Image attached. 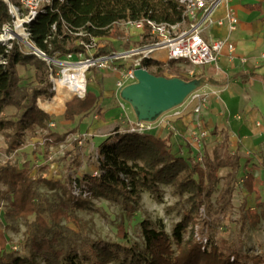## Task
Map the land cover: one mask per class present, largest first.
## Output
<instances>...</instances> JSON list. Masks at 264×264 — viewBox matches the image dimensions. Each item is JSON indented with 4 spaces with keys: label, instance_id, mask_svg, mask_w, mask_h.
<instances>
[{
    "label": "trees",
    "instance_id": "1",
    "mask_svg": "<svg viewBox=\"0 0 264 264\" xmlns=\"http://www.w3.org/2000/svg\"><path fill=\"white\" fill-rule=\"evenodd\" d=\"M143 19L177 24L186 17L178 0H66L54 2L46 12L40 13L31 24V31L37 47L51 58L79 53L86 56L88 50L82 43L92 45L94 39L108 36L118 23ZM10 21L9 7L5 0H0V31ZM73 38L76 44L69 45V39ZM95 47L94 58L116 52L114 47ZM125 47L129 49L127 43ZM2 56L8 58V63H0V134L5 139L7 155L23 149L27 140L38 137L40 129L48 130V143L65 142L67 135L52 132L51 116L39 107V100H51L56 95L47 62L33 54H22L17 48L6 54L0 45ZM142 64L149 68L157 66L154 74L164 76L160 62L144 59ZM173 65L175 62L169 63L170 71H176ZM19 66L34 67L36 82L23 83ZM172 77L190 81L203 75L187 79L174 73ZM207 83L224 85L214 78H208ZM98 102L99 97L93 92H88L84 99L74 96L66 104L65 120L74 123L77 116L89 115L97 109ZM10 106L17 112L5 115V109ZM97 113L102 119L100 110ZM172 137V131L162 138L152 133H124L120 126L116 127L98 149L100 176L95 178L88 173L84 180L76 181L88 193L86 198L73 195L61 181L43 177L42 173L49 170L48 165L39 168V176L34 177L28 167L10 161L0 163V216L3 213L6 222L5 226L0 222V264H264L261 255L243 253L242 250L225 253L218 246L211 245L209 239L205 246L196 237L197 226L208 225L201 210L204 208L206 215L211 213L214 207L212 196L218 192L220 181L224 183L217 203L223 210L230 203L235 184L239 183L237 173L241 168V157L238 152H230L228 138L223 141L226 149L222 156L218 152L214 158L204 154L200 160L174 152ZM225 168L230 169V173L222 179L219 173ZM256 182L253 173L242 179L248 194H258ZM42 185L54 192L56 200L40 191ZM161 185L173 187L181 197L187 195L191 207L174 226L171 237L165 229L155 227L151 220H143L140 224L145 242L143 249L82 238L63 225V222L78 225L80 219L76 211L98 212L92 203L95 199L120 202L126 216L132 218L140 208L143 191L152 194L157 201L162 200ZM249 214L248 211L243 217V229L248 223L257 225L260 219L255 214L252 216L255 220L250 222ZM31 217H34L32 222ZM20 220L28 226L26 257L7 251L8 242L3 229ZM189 228L190 235L185 238ZM118 231L119 235L126 237L122 226Z\"/></svg>",
    "mask_w": 264,
    "mask_h": 264
},
{
    "label": "rangeland",
    "instance_id": "2",
    "mask_svg": "<svg viewBox=\"0 0 264 264\" xmlns=\"http://www.w3.org/2000/svg\"><path fill=\"white\" fill-rule=\"evenodd\" d=\"M186 24H188V22H186ZM132 30L133 29L127 25H115L110 30L108 36L94 39L92 44L93 48H88V55H83L80 59L89 60V58H94L96 55V45L114 47L116 53H122L125 50H128V48L125 47L126 43L129 45V49L141 45L143 42L141 39L142 32L138 29L133 30L138 31V35L136 36L132 34ZM68 44H76V39H69ZM56 58L66 60L65 56H58ZM135 58L136 56L113 60L109 63L108 67H103L99 64L81 69H70L60 65L53 66L55 71V92L57 93L56 90H59V85L65 80V78H67V74L76 71L84 73L87 71L93 73H100L101 71L118 73L119 78L116 87L121 89L118 87V82H122L125 87L136 81L127 77L128 71L132 68L131 64ZM161 59L166 60L165 57H161ZM173 67L176 71L171 70L169 73L170 75L176 73L185 77L187 69H189L190 66L187 67L184 63H182V65H177V63H175ZM18 72L19 75L20 73L22 75L20 76L22 77L23 83L31 84L36 82L34 67L19 66ZM195 76L185 78L193 79ZM83 80H85V78ZM52 100L53 99L50 101ZM42 101V104H44V100ZM99 110L100 113H102L101 111L103 110V107ZM129 110L133 109L127 104V110H124V112L126 113ZM115 112L118 111L115 110ZM57 114L53 115V119H51L50 122V128L52 132L60 136L67 135L65 142L61 144L48 143V130L40 129L37 132L38 137L27 140L23 149L12 153L11 155H7V145L4 137L0 134V163L3 164L10 161L21 167H28L31 169L32 176L34 177L39 176V168L48 165V172L42 173V176L50 180L61 181L74 195V182H80L81 180H84L86 174H93L97 171V156H99L98 149L100 144L98 145L97 141L94 142V136L92 134L87 133L88 139L84 140L82 145H79L78 142L81 140L83 134H77V132H75L76 130L71 131V123L66 120L63 121L62 119L59 120V118L56 117ZM166 114H163L162 116ZM97 115L99 114L97 113ZM109 116L111 117V115ZM123 123L124 126L125 124H128L125 118L122 119L121 124L123 125ZM118 126L121 127V125H117V127ZM125 129L121 131L125 133ZM223 141L224 136H221V139L218 140L215 134L211 132L202 140V148H200L199 151L195 150L194 157L189 156L191 151L184 154L178 151V148L173 150V147H177V145H173L172 150L178 154L181 153L186 155L188 158L199 159L202 158L204 154H209L211 158H214L216 152L221 156L224 154L226 148ZM191 153L193 154V152ZM241 162L243 166L244 160H241ZM258 164L261 165L257 167L255 173L258 194H248L245 190L242 179L245 178L247 173L240 168L237 173L239 183L235 184V190L230 203L226 205V208H224V210L221 209V204L217 203L219 191L224 183V181L221 180L218 185V192L214 193L212 196L214 207L211 210V213L206 215L204 213V208L201 210L203 218L206 219L208 225L203 223L198 225L197 229L199 234L208 238L211 245L218 246L225 253L242 250L243 253L261 255L264 257V157L262 158V161H258ZM229 173L230 169L225 168L220 170L219 175L223 179ZM39 189L45 196L49 197V199L56 200V195L52 190H49L43 185L40 186ZM161 189V201H157L149 192L143 191L140 208L132 218L126 216L125 211L123 210V205L120 202L95 199L92 203L94 208L99 210L98 212L91 210L76 211V215L80 219L78 225L73 223L67 224L66 222H63V225L80 234L82 238H92L94 240L101 239L113 244H119L126 247L137 246L138 248L143 249L145 247V242L140 227L143 220H151L155 227L165 229L171 237L174 226L182 219L184 213L191 207V202L187 195L181 197L175 193V189L171 186L161 185ZM248 211L251 216L250 222L255 220L253 219L254 217L252 218L255 214H258L260 219L257 225L251 226V223H248V226L243 229L241 223L243 222L244 215L247 214ZM33 220L34 217H31L30 222ZM0 222H2L4 226L6 225L3 213L0 216ZM119 226L124 228L126 237L119 235ZM27 227V223L20 220L17 223L3 228L6 232L8 242L7 251L13 252L22 257L28 256V251L25 247ZM190 231L191 228H189L185 238H188ZM173 249L176 250L175 244H173ZM242 262L246 261L243 260Z\"/></svg>",
    "mask_w": 264,
    "mask_h": 264
},
{
    "label": "crops",
    "instance_id": "3",
    "mask_svg": "<svg viewBox=\"0 0 264 264\" xmlns=\"http://www.w3.org/2000/svg\"><path fill=\"white\" fill-rule=\"evenodd\" d=\"M231 10L239 20L235 30H231L226 20ZM211 20L212 23L206 26L204 32L205 39L208 42L227 40L235 45V49L231 52L225 48L217 63L197 69V76L203 75L207 79L214 78L224 82L223 86L207 83L198 90V93L206 98L200 119L203 128L215 134L218 140L221 136L228 138L230 152H238L241 160H244L243 166L240 160L241 168L247 174L255 175L257 167L261 166L258 161H262L264 157V0L225 1L213 11ZM220 21H224V24L219 25ZM132 34L137 36L138 31H133ZM160 55L166 58L165 53ZM150 68L154 73L158 67ZM69 74L77 75L80 84L71 81L67 74V78L61 82L62 86L59 85V90H56L55 97L60 94L66 98L58 111L44 108L43 101L39 100V107L48 113L51 119L58 113L56 117L64 121L66 104L74 96L84 99L88 92H93L99 97L97 109L85 117L77 116L75 122L70 124L71 131L76 130L77 134H92L94 142L97 141V144L101 145L117 125H121V130L127 127V124H121L123 118L131 123L136 121L133 110L124 112L127 110V103L121 98L123 88L116 87L118 73L76 71ZM48 102L51 101L44 100V103ZM195 104L187 100L172 112L161 116L153 123L151 132L163 138L172 131V146L177 145L173 150L178 148V151L184 154L191 151V157H194L195 150L199 151L191 140V131L196 127V116L193 113ZM102 107L101 119L97 110ZM16 112L14 107H7L4 114L11 116Z\"/></svg>",
    "mask_w": 264,
    "mask_h": 264
},
{
    "label": "built area",
    "instance_id": "4",
    "mask_svg": "<svg viewBox=\"0 0 264 264\" xmlns=\"http://www.w3.org/2000/svg\"><path fill=\"white\" fill-rule=\"evenodd\" d=\"M66 0H5L12 16V21L5 23L0 31V45L5 48L6 54H10L17 48L22 54L35 55L45 60L50 67V80L55 86V71L53 66L60 65L68 68H79L87 64L86 67L99 64L108 67L113 60L122 58L135 57L128 71L127 77L135 80L134 70L138 67L149 70V67L142 64V60L149 59L160 62L164 70V76L170 75V62L177 64H188L185 77L197 75V69L217 63L218 57L225 48L231 52L234 51L235 45L227 40L219 39L208 42L204 37L206 26L212 23L211 15L214 10L220 7L225 1L231 0H178L184 7L186 19L177 24L157 23L150 19L140 21H126L119 24L127 25L132 29H138L141 33L142 44L131 47L122 53L114 52L111 55L89 58V60L80 59L84 54H67L66 60L49 57L43 50L37 47L33 40L31 24L40 13L46 12L54 2H65ZM231 30L236 29L238 17L231 10L226 18ZM188 22V24H186ZM186 24V25H184ZM223 25L224 21L218 22ZM56 30V25L53 26ZM80 35H85L80 33ZM88 50L93 45L82 43ZM162 53L166 54V60L161 59ZM0 63L6 65L8 58L0 57ZM150 71V70H149ZM182 76V75H180ZM184 77V76H182ZM118 87L123 88L124 84L118 82ZM55 89V87H54ZM187 100L195 102L193 113L196 116V127L191 131V140L197 145L198 150L202 148V140L209 135V131L203 128L200 114L206 105V98L197 92L193 93ZM186 100V101H187ZM153 130V123L148 122H128L125 132L147 134ZM88 139V134H83L78 144L82 145L83 141ZM99 162V156H97ZM201 160V158H200ZM99 164V163H98ZM101 171L99 168L92 176L99 177ZM74 195L79 197H88V193L80 188L77 182H74ZM196 237L203 245L206 246L208 238L201 236L196 231Z\"/></svg>",
    "mask_w": 264,
    "mask_h": 264
},
{
    "label": "water",
    "instance_id": "5",
    "mask_svg": "<svg viewBox=\"0 0 264 264\" xmlns=\"http://www.w3.org/2000/svg\"><path fill=\"white\" fill-rule=\"evenodd\" d=\"M135 82L121 90V98L131 106L137 121L154 123L181 105L207 84L201 77L187 81L181 77L156 76L138 67L134 70Z\"/></svg>",
    "mask_w": 264,
    "mask_h": 264
},
{
    "label": "bare ground",
    "instance_id": "6",
    "mask_svg": "<svg viewBox=\"0 0 264 264\" xmlns=\"http://www.w3.org/2000/svg\"><path fill=\"white\" fill-rule=\"evenodd\" d=\"M87 64L83 65L81 68H86ZM71 69V68H70ZM68 77L70 78L71 81L75 82V84H80V78L77 75L74 74H68ZM60 86H62L60 84ZM66 101V98L64 96H61L58 94L51 102L44 103L42 106L48 110L52 111H58V109L64 105Z\"/></svg>",
    "mask_w": 264,
    "mask_h": 264
}]
</instances>
